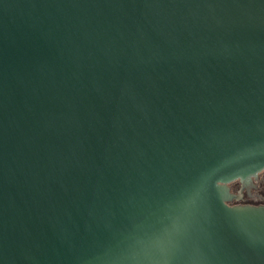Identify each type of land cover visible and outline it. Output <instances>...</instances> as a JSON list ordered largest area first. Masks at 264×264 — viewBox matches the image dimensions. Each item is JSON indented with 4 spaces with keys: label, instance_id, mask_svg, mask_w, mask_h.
I'll return each mask as SVG.
<instances>
[{
    "label": "water",
    "instance_id": "water-1",
    "mask_svg": "<svg viewBox=\"0 0 264 264\" xmlns=\"http://www.w3.org/2000/svg\"><path fill=\"white\" fill-rule=\"evenodd\" d=\"M263 169L264 0H0V264H264Z\"/></svg>",
    "mask_w": 264,
    "mask_h": 264
},
{
    "label": "flooded vegetation",
    "instance_id": "flooded-vegetation-1",
    "mask_svg": "<svg viewBox=\"0 0 264 264\" xmlns=\"http://www.w3.org/2000/svg\"><path fill=\"white\" fill-rule=\"evenodd\" d=\"M232 193H237L241 189V183L234 181L230 184ZM230 205H250V206H264V169L258 173L257 177L252 179L249 189L243 188L239 200L232 201Z\"/></svg>",
    "mask_w": 264,
    "mask_h": 264
},
{
    "label": "clouds",
    "instance_id": "clouds-1",
    "mask_svg": "<svg viewBox=\"0 0 264 264\" xmlns=\"http://www.w3.org/2000/svg\"><path fill=\"white\" fill-rule=\"evenodd\" d=\"M165 264H170V259L169 258H165Z\"/></svg>",
    "mask_w": 264,
    "mask_h": 264
}]
</instances>
